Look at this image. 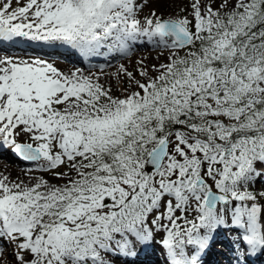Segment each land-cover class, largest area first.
Returning a JSON list of instances; mask_svg holds the SVG:
<instances>
[{
	"label": "snow or ice",
	"instance_id": "obj_1",
	"mask_svg": "<svg viewBox=\"0 0 264 264\" xmlns=\"http://www.w3.org/2000/svg\"><path fill=\"white\" fill-rule=\"evenodd\" d=\"M6 150L0 264L264 257V0H0Z\"/></svg>",
	"mask_w": 264,
	"mask_h": 264
},
{
	"label": "bare ground",
	"instance_id": "obj_2",
	"mask_svg": "<svg viewBox=\"0 0 264 264\" xmlns=\"http://www.w3.org/2000/svg\"><path fill=\"white\" fill-rule=\"evenodd\" d=\"M8 54L21 55L22 52L19 51H11ZM29 54H41L39 51L33 53L29 51ZM153 53H149V51L145 49H140L135 53V56L139 57L142 55H152ZM134 56V57H135ZM57 60V66L62 69H68L75 66L86 67V65L80 64L77 62V58L72 53H65L63 50L60 51L58 55H54ZM113 68H108L107 71H112ZM2 159V160H1ZM6 162V163H5ZM8 162L12 165H15L17 169H12ZM20 168V169H19ZM6 169L11 173L13 177L21 174V169H26L22 161L18 160L15 156H13L9 150L0 153V170ZM39 175V173H35ZM233 237L227 231H220L217 233L214 244L211 250L208 252L205 257V264H229V261H232V241ZM222 250V251H221ZM159 248L157 247L155 250L149 249L148 251L141 254L137 264H163L156 262L157 252ZM249 264H264V257L253 258Z\"/></svg>",
	"mask_w": 264,
	"mask_h": 264
},
{
	"label": "rangeland",
	"instance_id": "obj_3",
	"mask_svg": "<svg viewBox=\"0 0 264 264\" xmlns=\"http://www.w3.org/2000/svg\"><path fill=\"white\" fill-rule=\"evenodd\" d=\"M155 55V53H153L152 55H150L149 57H150V60H149V62L151 63V62H153L152 60H151V57H153ZM134 56H135V54H134ZM133 56V60L134 59H136L137 58V56H135L134 57ZM115 69L113 68V70L112 71H114ZM10 151V150H9ZM11 153V152H10ZM2 160V159H1ZM6 163V162H5ZM23 164H24V166L27 168V167H29L30 165L28 164V162H22ZM8 165H10V167L12 168V169H17L16 167H15V165H12V164H10L9 162H8ZM32 167H34V165H31ZM20 169V168H19ZM22 170V169H21ZM160 250V249H159ZM157 263H161V260L160 261H156Z\"/></svg>",
	"mask_w": 264,
	"mask_h": 264
}]
</instances>
